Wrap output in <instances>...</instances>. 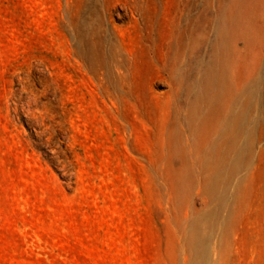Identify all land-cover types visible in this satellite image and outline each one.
I'll return each mask as SVG.
<instances>
[{
  "label": "rangeland",
  "instance_id": "obj_1",
  "mask_svg": "<svg viewBox=\"0 0 264 264\" xmlns=\"http://www.w3.org/2000/svg\"><path fill=\"white\" fill-rule=\"evenodd\" d=\"M0 264H264V0H0Z\"/></svg>",
  "mask_w": 264,
  "mask_h": 264
},
{
  "label": "bare ground",
  "instance_id": "obj_2",
  "mask_svg": "<svg viewBox=\"0 0 264 264\" xmlns=\"http://www.w3.org/2000/svg\"><path fill=\"white\" fill-rule=\"evenodd\" d=\"M228 19H224L221 24L218 32V41L215 48L214 56L215 58L224 64V52L228 48L229 45V34L227 30ZM223 71V70H222ZM224 73V72H223ZM223 73L219 75L218 79H216L214 72L211 69L206 68L202 71L200 76L197 89L195 91V95L199 97V99L209 100L210 96H218L224 92L225 90V82ZM249 98L248 94H240L236 97L234 102V108L231 111V114L225 118L224 122H222L221 131L224 135L228 136V148L230 156L225 159L222 163H217L212 160H208L211 164L210 172H209V184L214 191H218L219 195L222 199V207L226 205L228 197L230 195L229 188V180L234 173V170L239 162L240 155V135L247 128V116L249 113ZM196 109V107H194ZM212 161V162H211ZM219 212V216L225 215L226 211ZM218 215L215 218H212L210 223L216 222L218 219ZM215 221V222H214ZM204 223L197 222L191 226L190 229V237L195 245L197 255L202 258L205 255L206 246L209 237L212 235V232H206V228Z\"/></svg>",
  "mask_w": 264,
  "mask_h": 264
}]
</instances>
